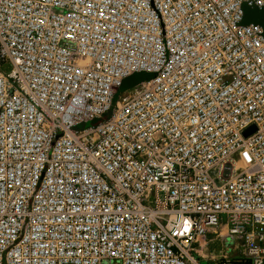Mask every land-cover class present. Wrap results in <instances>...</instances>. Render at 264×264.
<instances>
[{
    "label": "built area",
    "instance_id": "2783aa9c",
    "mask_svg": "<svg viewBox=\"0 0 264 264\" xmlns=\"http://www.w3.org/2000/svg\"><path fill=\"white\" fill-rule=\"evenodd\" d=\"M263 9L0 0V264H264Z\"/></svg>",
    "mask_w": 264,
    "mask_h": 264
},
{
    "label": "rangeland",
    "instance_id": "374dc122",
    "mask_svg": "<svg viewBox=\"0 0 264 264\" xmlns=\"http://www.w3.org/2000/svg\"><path fill=\"white\" fill-rule=\"evenodd\" d=\"M153 75L146 72L134 73L127 77L122 85L117 90L116 95L113 98V104L119 99V95H125L129 93L133 88L138 86L142 81L148 80ZM110 113L105 115V118L108 117ZM98 120H95L90 123H86L82 126H90L97 123ZM223 233L225 231L223 230ZM213 237L208 236L205 240L206 243H201V247L197 245L198 252L201 257L206 261V264H215L216 262L223 261L228 258H237L243 256V246L240 241L228 240L223 236H218L216 240L212 239Z\"/></svg>",
    "mask_w": 264,
    "mask_h": 264
},
{
    "label": "water",
    "instance_id": "95a60500",
    "mask_svg": "<svg viewBox=\"0 0 264 264\" xmlns=\"http://www.w3.org/2000/svg\"><path fill=\"white\" fill-rule=\"evenodd\" d=\"M262 16L264 17V9L262 10ZM247 20L250 22V21H259L261 22V18L256 15L255 13H251L248 15V18ZM256 130V128L254 127H250L247 131H246V135H249L251 134L252 132H254Z\"/></svg>",
    "mask_w": 264,
    "mask_h": 264
}]
</instances>
